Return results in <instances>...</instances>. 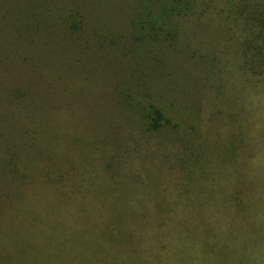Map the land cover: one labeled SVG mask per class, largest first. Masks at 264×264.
<instances>
[{"label":"rangeland","instance_id":"rangeland-1","mask_svg":"<svg viewBox=\"0 0 264 264\" xmlns=\"http://www.w3.org/2000/svg\"><path fill=\"white\" fill-rule=\"evenodd\" d=\"M74 1L89 16L76 30L69 0H0V120L27 175L21 203L0 193V264H137L110 208L162 235L148 264H264V81L242 67L224 0H198L175 42L146 43L125 0ZM47 109L42 148L29 125ZM65 169L63 196L48 176Z\"/></svg>","mask_w":264,"mask_h":264},{"label":"trees","instance_id":"trees-1","mask_svg":"<svg viewBox=\"0 0 264 264\" xmlns=\"http://www.w3.org/2000/svg\"><path fill=\"white\" fill-rule=\"evenodd\" d=\"M118 1L123 2V0ZM69 2L75 8L70 7L67 9L61 6L64 15H60L65 18L70 27L76 30L81 27L84 20L89 18L88 9L80 4L79 1L69 0ZM125 2L133 13L130 17V33H132L133 39L136 43H146L175 42L178 40L182 31L181 20L188 13L194 11L198 0H125ZM105 5H108L106 6L107 10L109 6L115 9L113 3L108 0H105ZM224 6L228 12L227 14L236 21L234 37L239 45L242 67L258 81H264V0H224ZM103 7L101 10H96L98 15H104L107 11H103ZM109 19L115 21V18ZM104 22H100L102 27L112 29L109 22V25ZM28 39H34L33 33L28 36ZM161 112V108L154 105L150 107L148 117L151 118L150 126L152 128H157L161 124V119L164 117ZM50 116L56 117L54 114L51 115L47 109V114L45 113L38 117L40 118V125H37V119L32 120L34 116H31L32 122H30L29 127L37 128L40 131V136L43 140L42 148L49 146L50 141H52V134L49 133L47 136L43 125L44 122H50V120H45V118ZM9 136L7 127L0 120V193L9 200V203L13 204L15 202L16 204L15 196L18 197L20 203L22 202L23 198L21 195L23 192L21 188L22 184H25V181L27 182V175L23 172L19 158L11 151ZM36 155L39 154L31 156L28 151L24 153L29 164L34 163ZM45 155L47 156L48 153H45ZM58 157L59 160L63 159L61 151ZM63 161L66 162L65 159ZM66 169H69L67 171L74 170V168L69 167V164ZM66 169L64 171L61 170L58 176L55 174L48 176V179H52L50 181L56 188H62L60 194L63 196L66 195L68 189L66 185L69 179L67 180L68 177H65ZM38 170L39 168L37 167ZM107 215L111 233L118 238V243L127 247V252L131 257L136 255L140 257L137 264H148L153 258V254L162 252V249L165 248L162 235L158 233V230H152L147 222H137L136 226H134V218L131 217L132 210L110 208L107 210ZM104 220L107 225V220L105 218ZM127 220H130L129 227H132L134 232H131L128 229L129 227L123 226V222ZM137 225L142 227L138 229ZM0 246H3V244H0ZM155 247L158 249L157 251H155Z\"/></svg>","mask_w":264,"mask_h":264}]
</instances>
